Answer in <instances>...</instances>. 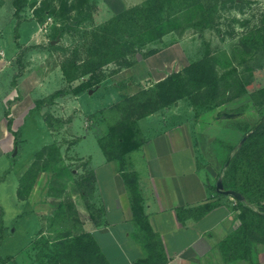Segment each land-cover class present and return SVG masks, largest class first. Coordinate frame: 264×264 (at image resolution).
Segmentation results:
<instances>
[{
	"label": "rangeland",
	"instance_id": "obj_1",
	"mask_svg": "<svg viewBox=\"0 0 264 264\" xmlns=\"http://www.w3.org/2000/svg\"><path fill=\"white\" fill-rule=\"evenodd\" d=\"M204 1L218 3L213 27L198 22L202 17L197 9L187 13L183 2L180 6L173 0L166 2L162 16L173 20L170 26L173 29L155 40L138 39L127 59L107 64L103 68L102 81L79 97L67 93L57 97L54 103L47 102L39 107L37 100L47 99L58 90H72L80 82L70 85L62 65L73 57L79 62L87 59L107 39L106 24L124 14L121 20H128V31L134 32L138 27L133 20L141 22L134 10L149 8L154 2L27 0L19 12L17 0H4L0 14V264H39L36 241L53 235V231L51 220L46 218L49 215L41 213L38 217L36 211L41 212L43 208L46 212L49 210L47 213L53 212L62 200L61 197L48 198V187L56 194L63 191L72 194L73 188L76 191L73 183L83 175L84 162L76 156L89 153L94 163L105 159L98 137L106 129L107 122L97 119L102 109L121 100L124 94L153 87L170 73L183 70L209 53L218 60L220 72L236 67L249 91L219 107L201 110L199 117L193 109L190 120L193 133L204 113L213 114L216 121L226 110L232 123L221 137L229 140L244 121V114L264 115V104L261 107L255 104L251 95L264 87V48L256 47L253 39L247 38L255 28L264 27V0ZM170 6L174 8L172 13H169ZM49 17H52L50 22L47 21ZM177 104L186 108L190 103L182 99ZM142 124L145 127V122ZM201 128L208 140L214 138L212 131L208 133L206 122ZM198 139L204 143L202 137ZM53 143L61 147L58 168L74 169L73 176L56 174L52 169L41 170L37 177L39 190L20 199L18 190L24 172L36 160L38 152ZM215 144L218 153L224 151L222 144ZM196 153L198 160L208 159L201 149ZM67 183L69 189L65 190ZM215 189L220 194L217 186ZM232 198L235 207L240 200ZM77 200L79 204L78 195ZM48 202L53 205L47 206Z\"/></svg>",
	"mask_w": 264,
	"mask_h": 264
},
{
	"label": "trees",
	"instance_id": "obj_2",
	"mask_svg": "<svg viewBox=\"0 0 264 264\" xmlns=\"http://www.w3.org/2000/svg\"><path fill=\"white\" fill-rule=\"evenodd\" d=\"M151 1L154 2L150 4L151 7L134 10L141 19V22L133 20V24L138 27L134 32L129 33L128 20H121L124 14L106 24L104 31L107 39L103 40L87 59L79 62L77 57H73L62 65L64 77L70 85L75 81L80 82L73 86L72 90H58L47 99L37 100L36 105L42 107L44 103H54L60 95H79L92 89L102 81L103 68L111 62L119 63L127 59L138 39L155 40L173 29L170 28L173 20L162 16L166 2L171 3L172 0ZM173 1L179 6L183 2L187 13L197 9L202 17L198 22L203 26L215 25L214 15L217 13L218 3L211 4L204 0ZM26 3L27 0H17V10L20 12ZM173 11L172 7L169 13ZM138 30L141 31L138 33ZM249 37L253 39L256 47L264 48V27L255 28L247 38ZM125 61L127 63V60ZM217 63L218 60L208 53L183 70L170 73L153 87L141 88L133 94H124L121 100L107 109H102L97 121L104 120L107 126L99 135L98 141L106 159L118 161L121 168L125 169L128 154L139 150L145 142L139 120L171 107L182 99L189 101L197 112L196 117H199L198 112L201 110L219 107L248 93V84L239 75L236 67L220 72ZM251 95L255 104L260 107L264 104V87L253 91ZM260 120V125L254 130L249 125L245 127V135L253 131L240 146H230V153H234L222 178L225 190L239 191L245 197V201H237L235 206L239 210L240 226L225 240L223 251L228 260L244 258L252 264H258L252 259L254 244H264V115H261ZM60 160L61 147L58 144L53 143L40 150L36 160L21 178L19 198L26 199L30 195L41 170L52 169L56 174L62 172L73 176L74 169L66 166L58 168ZM124 175L130 193L134 222L138 228L136 234L143 241L147 251L145 258H139L133 264H166L164 247L145 212L137 177L130 172H125ZM82 178L84 179L81 181L75 179V188L77 191L89 193L88 190L94 188L91 181L94 177L88 175ZM213 206L207 204V209ZM51 227L53 235L36 241L39 264H112L94 235L83 228L71 193L62 195V200L51 219Z\"/></svg>",
	"mask_w": 264,
	"mask_h": 264
},
{
	"label": "crops",
	"instance_id": "obj_3",
	"mask_svg": "<svg viewBox=\"0 0 264 264\" xmlns=\"http://www.w3.org/2000/svg\"><path fill=\"white\" fill-rule=\"evenodd\" d=\"M3 2L0 0V14ZM192 113L190 104L186 108L177 104L140 119L138 124L145 142L139 150L128 154L125 169L118 161H108L106 157L94 163L89 153L76 156L84 161L83 175L78 180L92 175L94 188L84 193L74 191V188L72 191L70 184L69 191L77 201L83 228L94 235L112 264H133L147 256L144 243L136 234L138 228L134 222L125 172L134 173L137 177L145 212L164 247L166 264H252L244 258L228 260L223 251L225 240L240 226L239 210L231 200L236 197L221 194V191L218 194L215 188L234 153H230V146H240L244 142L245 127L249 125L253 129L261 117L258 113L252 117L244 114V121L240 122L234 138L229 140L221 137L223 131H229L232 123L226 110L221 112L222 116L216 117V121L213 114L204 113L200 118L202 122L195 125V140L190 121ZM204 122L210 128L208 133L212 131V135L215 134L212 140H208L201 131ZM199 137L204 139V143ZM218 142L224 147L221 153L216 149L215 143ZM197 149L205 153L206 162L198 160ZM64 187L68 190L69 183ZM39 188V180H36L30 194ZM64 194L65 191L53 193L48 187V198L59 199ZM207 204L214 206L207 209ZM41 210L36 211L37 216L40 217L41 213L49 215L46 216L48 220L56 213L54 210L50 215L47 213L49 210ZM252 259L254 263L264 264V244H254Z\"/></svg>",
	"mask_w": 264,
	"mask_h": 264
},
{
	"label": "water",
	"instance_id": "obj_4",
	"mask_svg": "<svg viewBox=\"0 0 264 264\" xmlns=\"http://www.w3.org/2000/svg\"><path fill=\"white\" fill-rule=\"evenodd\" d=\"M260 123H261V121H260V122H259L254 128H253V130H254L255 128H257V127L260 125ZM253 130H252V131H253ZM252 131L248 132V133L245 135V138H244L243 141H245V140L247 139V137L250 135V133H251ZM16 153H17V148L15 149L14 154H16ZM217 188H218L219 191H221V192H225V193H227V194H229V195H232V196L238 198L239 200L244 199V196H242V194H240V193L237 192V191H234V190H225V189H224V186H223V181H222V179H219V180H218V182H217Z\"/></svg>",
	"mask_w": 264,
	"mask_h": 264
},
{
	"label": "built area",
	"instance_id": "obj_5",
	"mask_svg": "<svg viewBox=\"0 0 264 264\" xmlns=\"http://www.w3.org/2000/svg\"><path fill=\"white\" fill-rule=\"evenodd\" d=\"M51 20H52V17H49V18L47 19L48 22H50ZM48 22H47V23H48Z\"/></svg>",
	"mask_w": 264,
	"mask_h": 264
}]
</instances>
